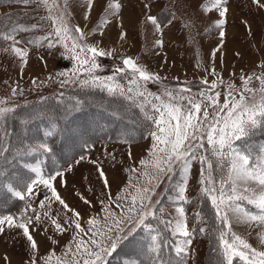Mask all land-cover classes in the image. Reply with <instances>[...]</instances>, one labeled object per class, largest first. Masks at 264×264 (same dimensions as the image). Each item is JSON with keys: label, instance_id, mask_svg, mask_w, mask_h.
Listing matches in <instances>:
<instances>
[{"label": "rangeland", "instance_id": "374dc122", "mask_svg": "<svg viewBox=\"0 0 264 264\" xmlns=\"http://www.w3.org/2000/svg\"><path fill=\"white\" fill-rule=\"evenodd\" d=\"M117 2L121 5L119 10L108 7L109 3ZM33 4L37 6L38 15L36 16L40 22L36 36L31 38L27 32L25 34L27 43L19 33L13 34L15 40L21 42L16 46L26 51V57L21 58L12 52L13 41L2 40L0 42V99L7 101L6 105L2 106L13 109L21 103L40 99L47 94L60 95L77 87L102 89L109 93L103 86H96L92 83L82 84V81L90 80L91 76H112L116 68L125 67L123 58L127 57H131L138 65H142L148 72L154 73L160 78L158 81L154 79L146 82L138 80L137 84H130L129 80L132 79L130 70L127 74L122 73L115 76V80L121 85V88H117L113 94L122 96L123 100L137 107L139 112L138 110L135 112L139 113L142 116L140 118L144 121L146 119L145 112L158 117L159 114L152 109L149 103L159 104L160 101L155 99L157 96L165 102L179 103L185 110L190 107L187 99L169 101V98L163 95L165 90H171L174 96L179 94L191 98L193 102H201L203 108L207 107L209 101L200 95L202 91L207 95H215L216 92H219L218 101L222 105L229 91V84L233 86L231 90L238 99L239 93L244 91V80L241 78L246 80L248 77H252L247 87L254 89L257 99L259 98L261 85L255 77L264 73V0H223L219 5L216 0H92L91 9L88 7L87 0H48L46 6ZM16 6L9 3L0 4V14ZM18 6L28 7L23 3ZM225 8L227 11L221 17L220 11ZM61 16L72 36H78V33L74 31L77 26L84 33L83 39L78 40L77 43L97 46L104 52L110 53L95 57L98 67L91 73L84 70L90 68L91 61L81 67L69 52L68 49L72 45L71 40L66 41L68 47L65 48L62 43H56L55 47H49L48 40L44 39L49 33L54 32L56 26H59L58 24L54 25L53 20L49 17L60 18ZM86 16L87 18H85ZM148 16L157 18L159 28L147 19ZM104 20L107 23H102ZM221 20L223 24H218L217 22ZM221 32L224 33L223 36H221ZM50 38L53 39V42L58 39ZM4 49L8 50L4 51ZM76 51L79 52V49ZM86 55L90 57L91 53ZM205 80L208 81L207 84L204 83ZM63 81L67 82L62 83ZM212 82H215L217 87L208 91ZM128 88H132L133 91L128 92ZM183 89L190 91H183ZM121 90L124 92L123 95L120 94ZM138 92H144L145 95L139 96ZM244 94L248 100L253 95L249 92ZM128 96L133 99H128ZM141 105H143V111ZM208 110L211 114L218 108L213 106ZM103 113L104 115L93 114L100 117L97 120L98 123L82 120V123L79 122L75 125L69 123L65 126L61 149L67 159L77 154V148H80L77 141L98 133L105 126L112 128L117 125L119 118H115L109 112ZM100 119L105 121L104 125L99 122ZM146 120L150 122L149 130L143 138L137 141L101 139L93 149L83 151L81 154H77V157L68 160L64 169L53 171L47 175L44 174L41 165L33 164L31 166V169L39 168L40 175L44 178L56 177L55 180H52V185L56 188L57 193L70 208L80 213L79 222L87 234L80 233L77 239L89 240L92 237V232L88 231L89 228H92L93 231L106 230L105 217L109 216V211L114 212L117 216L122 214L130 204V195L135 194L138 188H154V192L151 193L154 210L159 218L166 216L168 220L178 217L176 207L182 206L177 200L178 189L184 184L185 179H187L184 192L186 200L194 195L202 194V187L219 189L222 181L225 182L224 191L230 193L229 158L224 157V163L221 164V158L212 154V146L207 143L206 138L203 140L204 147L196 149L197 159L192 160L187 174L179 162L172 163L171 172L157 174L152 148L154 140L150 135L151 132L156 131V125L153 121ZM19 133L22 134L23 130H20ZM236 140H232V148L248 156L242 147L237 146ZM190 142L200 143V141ZM81 156L84 157L83 160H80ZM200 156L207 157L208 162L212 164L211 169H208L207 162L203 164L204 184L200 182L202 168ZM77 160L80 162L77 163ZM142 160L145 161L144 164H141ZM254 160L255 164L249 158V167H257L258 163L260 166H264V145H262L261 157L254 158ZM53 161H56V157H53ZM98 169L104 172L109 182L107 188L99 176ZM57 173H61V175H57ZM24 174L26 175L22 176ZM176 174H178L175 179L177 194L171 198L176 202L170 203L171 200L167 201L163 197ZM11 175L18 184L25 179H30L29 183L33 179H39L34 171L28 176L27 173L21 172L20 174L15 169ZM209 180H211V184ZM237 186L240 187V185ZM252 186L255 184L253 183ZM24 193L27 198L23 201L21 208L34 209V213L30 217L31 223L28 226L30 234L37 242V248H31L22 229L10 228L5 222L0 225L4 229L0 232V264H32L33 260L36 264H58V259L63 264H71V260L78 259L82 264V260L87 258L86 256L73 257L71 252L65 256L69 246L72 252L76 251L74 237H76L77 230L74 225L68 227L65 223L69 217L75 219L72 213L56 201L50 189L42 184L37 183L33 186L32 195L27 194V188ZM46 196L49 199H45ZM206 198L211 203L207 196ZM84 199L91 203L85 204ZM40 201H44L43 206ZM236 203L241 204L248 212L257 213L259 211L245 200ZM160 209L164 211L160 212ZM184 209L189 231L198 225L199 229L204 228V232H206V221L208 220H205V217L207 213L201 211L200 208L196 211L192 209L189 212L196 213L190 216L188 209L185 207ZM205 209L209 210V208ZM212 209L214 210L213 206ZM197 214L201 219H197ZM3 216H12L16 223L24 220L18 215L17 217L16 214L7 213L0 217ZM36 216L40 217L38 221ZM215 216L214 213L210 219L211 223L208 221L215 230L213 232L219 229ZM90 218L97 220L98 223L95 226L89 225ZM53 219L67 228V231H57L52 223ZM229 219L231 222V213H229ZM107 223L111 224L110 216ZM122 227L124 231L119 234L118 243L133 231L130 230V226L122 225ZM229 230L232 234L231 239L233 234L238 235L258 251H264V242H262L264 224L258 221L231 222ZM174 238V246L178 241L181 242V246H184L182 243L184 237L175 235ZM96 239H100V237L97 236ZM191 241V244L186 246L187 264H203L208 242L205 239L193 237H191ZM123 247V252L137 255L141 250L140 246L135 243H127ZM110 255L105 257V264ZM208 259L210 263L214 261L216 264L214 257Z\"/></svg>", "mask_w": 264, "mask_h": 264}, {"label": "snow or ice", "instance_id": "6c2138e0", "mask_svg": "<svg viewBox=\"0 0 264 264\" xmlns=\"http://www.w3.org/2000/svg\"><path fill=\"white\" fill-rule=\"evenodd\" d=\"M16 2L25 5L37 3L38 6L41 4L46 6L48 0H16ZM87 2L89 9H91L92 0H87ZM222 2L223 0H216L217 5ZM108 7L119 10L121 5L118 2L109 3ZM145 7H147V5H145ZM226 11V8L220 11V16L223 17ZM49 18L53 20L54 25L58 24L59 26L55 27L53 33H49L47 37H44V39L48 40V46L55 47L56 43H62L65 48H67L68 45L66 41L71 40L72 45L68 50L71 52L77 63L82 67L83 65L89 64L91 61L90 68L84 69L85 71L91 73L98 67L95 63L96 56L110 54L99 49L97 46L86 44L81 45L77 43L78 40L83 39L84 33L77 26L74 31L78 33V36H72L67 24L63 21L62 16L60 18ZM85 18H87V16ZM147 19L159 28L156 17L148 16ZM102 23H107V21L104 20ZM217 23L223 24V21L221 20ZM33 27L36 26L33 25ZM223 35L224 33L221 32V36ZM50 37L58 39H55V42H53V39ZM0 39L13 41L11 45L12 52L21 58L26 57V51L16 46L21 42L15 40L12 32H9L8 34L0 33ZM77 49H79V52L76 51ZM7 50L8 49H4V51ZM87 53H91V56L88 57L86 55ZM123 65L125 67L116 68L112 76H91L90 80L82 81V84L92 83L96 86H103L109 93H114L117 88H121V85L115 80V76L122 73L127 74L129 70L132 75V79L129 80L130 84H137L138 80L146 82L153 79L158 81L160 79L154 73L148 72L142 65H138L131 57L123 58ZM61 75H63V73H61ZM255 78L260 81L261 85L258 99L255 90L247 87V84L252 77H248L246 80L242 77L241 79L244 80V91L239 93V98L237 99L231 90L233 86L229 84V91L227 92L222 105H220L218 101V97L220 96L219 92H216L215 95H207L206 92L202 91L200 95L209 101L207 107L202 108L201 102H193L191 98L180 96L179 94L174 96L171 90H165L163 95L169 98V101L187 99L190 107L185 110L179 103L165 102L161 100V97L157 96L155 99L160 101L159 104L152 102L149 103L151 104L152 109L159 114L158 117L149 115L145 112L146 119L153 121L156 125V131L151 132L150 135L154 140L152 148L155 157L154 167L157 174L171 172V165L174 162H179L187 174L191 167L192 160L197 159L196 149L204 147L203 140L205 138L207 143L212 146V154L221 158V164L224 163V157L229 158V180L231 181L230 193L224 191L225 182L223 181L221 182L219 189L215 187L201 188V192L211 200L216 218L221 220L229 229L231 228V222L250 223L252 221H258L261 224H264V166L249 167V157L232 148L233 139L238 140L242 136L248 135L251 130L264 124V73ZM66 82L67 81H63L62 83ZM204 83L207 84L208 81L205 80ZM221 83H223V81H221ZM216 87L217 84L212 82L208 91H211V89H215ZM132 91V88H128V92ZM183 91L190 90L183 89ZM13 92L15 93V90H13ZM245 92L253 93L250 100L246 99ZM120 94L123 95L124 92L121 90ZM137 94L139 96L145 95L144 92H138ZM127 98L130 100L133 99L131 96H128ZM6 103L7 101L0 99V120L6 119L8 114L14 111V109L10 107L2 106L6 105ZM77 103L79 104V102ZM213 106H217L218 110L210 114L208 109ZM140 107L143 111V105ZM52 134V131H47L45 136L47 137ZM190 141H200V143L193 144ZM39 150L51 151L46 142H40L33 148V151ZM83 159L84 157L81 156L80 160ZM199 159L202 165L200 182L201 184H204L205 170L203 164L207 162L208 169L212 168V164L211 162H208V158L205 156H200ZM76 162L79 163L80 161L77 160ZM93 163H95V161H93ZM144 163L145 161L142 160L141 164ZM32 170L37 173L39 179H33L26 185L27 194L32 195L33 186L37 183L42 184L50 189L55 200L67 209L68 212H71L73 217H75V219L71 217L67 218L65 223L68 227L74 225L77 230L76 237H74V239H76V251L72 252V249L69 246L65 256H67L69 252L72 253L73 257H76L77 255L86 256L87 258L82 260V264H105V257L110 255L111 251L116 249L120 239L119 234L124 231L122 225L130 226V230L143 226L145 230H148L151 233L153 225L146 221L149 217L159 219L154 210V205L151 199V193L154 192V188H138L135 194L130 195V204L122 214L117 216L114 212L109 211L111 224L107 223L109 216H106V230L102 231L97 229L96 231H93L92 228H89L88 231L92 232V237L89 240L85 241L83 238L77 239V237L80 236V233H85L84 228H82L81 223L79 222L80 213L75 209L70 208L57 193L56 188L52 185V180H55L56 177L44 178L40 175L39 168H33ZM98 173L103 179L105 188H107L109 182L105 177L104 172L98 169ZM57 175H61V173H57ZM145 175H147V173H145ZM209 183L211 184V180H209ZM253 183L255 186H252ZM237 185H240V187L238 188ZM186 186L187 179H185L184 184L178 189L177 200H186L184 196ZM8 190L21 200L25 199V193L14 189L11 185H8ZM45 199L49 198L46 196ZM240 200H245L249 204L254 205L259 211L257 213L248 212L241 204L236 203ZM43 203L44 201H40L41 206H43ZM84 203L90 204L91 201L84 199ZM101 203L103 204V201H101ZM117 207H120V205H117ZM105 208L108 210L107 206H105ZM159 211L163 212L164 210L160 209ZM176 212L178 213L176 219L160 220V222L172 228V235H180L185 238L182 242L184 246H181V242L179 241L174 246L176 255L180 258L178 264H185L187 253L186 246L191 244L193 233L188 229L184 207H176ZM229 213H231L232 216L231 222L229 219ZM39 219L40 217L36 216V220L38 221ZM197 219H201L199 214H197ZM5 222H7V225L10 228L16 227L22 229L23 235L27 237L31 248H37V242L29 231L28 225L31 223V218L25 217L22 222L16 223L12 216L0 217V225H3ZM52 223L55 225L57 231H67V228L58 223L55 219L52 220ZM97 223L98 221L95 219L90 218L88 220L89 225L95 226ZM199 230L200 232L205 231L204 228H200ZM2 231H4V229L3 227H0V232ZM97 236H99L100 239H96ZM226 236L227 233L225 231H220L219 240L222 248L219 250L216 264H233V257H239V259L244 261L245 264H264V251H258L238 235L233 234L231 240L227 239ZM158 237V231L155 235H151L152 243L149 245L148 250L155 254L152 259V264H165L160 258V250L167 244V242H165V245H162L158 241ZM262 242H264V238H262ZM32 264H36L35 260L32 261ZM58 264H63V262L58 259ZM71 264H81V261L73 259L71 260Z\"/></svg>", "mask_w": 264, "mask_h": 264}, {"label": "trees", "instance_id": "16d2710c", "mask_svg": "<svg viewBox=\"0 0 264 264\" xmlns=\"http://www.w3.org/2000/svg\"><path fill=\"white\" fill-rule=\"evenodd\" d=\"M6 3L17 6L0 14V33H19L26 42L28 41L25 36L27 32L29 33V37H35L40 25L39 20H37L38 16H36L38 15L37 6L30 3L25 8L18 6L21 3L16 2V0H0V4ZM33 25L36 27H33ZM25 29L28 31H24ZM2 40L0 39V42ZM13 109L14 111L9 113L6 119L0 120V216L9 213L16 214V216L18 215L22 218H30L34 213L33 208H21V206L23 207V201L27 198L26 195L25 199L21 200L8 190V185H11L14 189L24 192L26 185L30 181V179H25L21 180V183L18 184L17 180L15 181L11 175L13 170H18L20 174L21 172L27 173L29 176L33 172L31 166L39 164L44 174H51L53 171L64 169L67 166L66 163L77 154L93 149L101 139L137 141L147 134L150 126V122L146 119L144 121L140 118L142 116L135 112V110L139 112L137 107L123 100L122 96L107 93L102 89L77 87L60 95L47 94L40 99L21 103ZM103 112L106 114L108 112L112 113L115 118H119L117 125L112 128L105 126L98 133L91 134V136L77 141V144L80 145V148L76 147L77 154L67 159L65 153L62 152L63 149H61L65 126L69 123H73V125L79 122L82 123V120H85V122L87 120L96 121L98 123L97 120L100 117L96 115H104ZM99 122L102 125L105 124L103 119H100ZM20 130H23L22 134L19 133ZM47 131H52L53 134L46 137L45 133ZM32 134L33 137L30 138ZM236 141L237 146L242 147L246 151L253 163L255 161L254 158L259 159L262 154L264 124L251 130L248 135L242 136ZM40 142H46L51 151H33V148ZM53 157H56V161H53ZM259 164H256V166H260ZM177 177L178 174L174 175L167 192L165 191L163 198L167 201L177 194V181L175 180ZM171 202H176V200H171ZM178 202L188 209L190 216L196 212H192L191 214L189 211L192 209L196 211V209L200 208L201 211L203 210L207 213L205 220L210 221V223L212 222L210 219L213 217L215 210L212 209V204L208 201L205 194H197L188 200H178ZM205 208H209V210ZM160 220L168 219L166 216H162L159 219L148 218L146 222L153 225L151 233L145 230L143 226L136 227L124 240L118 243L116 249L112 251L110 257L107 259L106 264L111 262L118 264H152L155 254L149 252L148 248L152 243L151 235H155L157 231L159 232L158 241L162 245H165V242H167L160 250V258L165 264H178L180 258L174 250L173 242L175 238L172 235V228L161 223ZM208 221H206L208 223V225L206 223V232H200L198 225L194 226L191 232L193 233V238L205 239L208 242L203 264H215L214 261L210 263L208 258L214 257L215 261L217 260L219 250L222 248L219 240L220 231H225L227 233L226 238L229 240L232 234L229 228L219 219H217L219 229L213 232L215 230H213ZM127 243H135L140 246L141 250L138 255L126 251L123 252V245ZM111 256L115 257L112 258ZM187 260L188 257L185 260V264H187ZM233 264H245V262L240 260L239 257H233Z\"/></svg>", "mask_w": 264, "mask_h": 264}]
</instances>
